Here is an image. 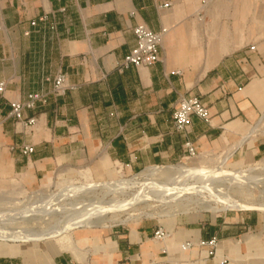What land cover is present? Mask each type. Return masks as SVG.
Returning <instances> with one entry per match:
<instances>
[{
	"label": "crops",
	"instance_id": "0c3cea01",
	"mask_svg": "<svg viewBox=\"0 0 264 264\" xmlns=\"http://www.w3.org/2000/svg\"><path fill=\"white\" fill-rule=\"evenodd\" d=\"M263 7L251 0H0V178L37 188L75 166L102 181L116 168L176 163L186 141L200 152L234 150L233 164L263 156ZM137 24L166 28L160 58L149 66L124 64ZM59 73L69 87L57 96ZM33 92L47 103L25 110L37 118L25 127L10 102ZM187 95L207 104L211 123L193 115L183 130L174 128L173 112ZM21 144L34 151L11 149ZM111 225L92 237L86 256L72 233L91 229L72 230L66 247L77 258L39 246L55 237L0 240V264H264L263 212L183 215L164 241L153 239L157 225L145 218ZM213 236L214 256L203 246L180 248Z\"/></svg>",
	"mask_w": 264,
	"mask_h": 264
},
{
	"label": "rangeland",
	"instance_id": "374dc122",
	"mask_svg": "<svg viewBox=\"0 0 264 264\" xmlns=\"http://www.w3.org/2000/svg\"><path fill=\"white\" fill-rule=\"evenodd\" d=\"M258 1L262 2L264 4V0H251V2L253 4H255ZM254 12H255V9H252L250 12V16L254 15ZM263 16H264V9H263ZM243 28L240 31V33L244 32ZM238 31L239 30H237V32ZM263 125H264V122H263ZM263 129H264V126H263ZM207 153H208L207 151L202 152L197 158H195L193 160V162L199 161L200 162L199 165H195L191 168H186V169H185V167H181V168H179L178 172L173 171L172 174H170L168 177H174L175 175H177V176H175V179L177 178V180H178V179L183 177L181 180H183V182L187 181L188 183H191V182H189L190 178H195L197 181H199V183L205 182L207 177H208L206 172H201V174L197 175V174H195V172H196L195 168H198V169L209 168V167L210 168H217V166L219 165L218 164V160L220 157L219 155H222L219 152H213L214 153L213 156L212 155L210 156ZM223 156H221V159ZM204 157L205 158L208 157V161L207 160L203 161L204 160L203 159L202 160L203 162H208L210 165H216V164H218V165L217 166H209L207 164L201 165V163H203V162L200 160ZM256 159L258 160L260 158H256ZM262 159H264V157ZM231 162H232V160H230V163ZM236 164H238V163H236ZM236 164L235 165L234 164L229 165V163H228L225 165V167L230 169V168L236 166ZM143 170L144 169H142L141 171L132 172L129 174L125 169L120 170L119 168H116L115 170L110 171V176L107 179L102 180V182H105L107 180L108 181L113 180V179L116 181L119 179L120 180L121 179H125V180L128 179V180H131L133 184H135V186H136L135 190H136V192H138L143 186L157 184L159 181L157 182L156 179L162 180L163 178L166 177L160 170L158 172H156L155 174H150V175H148L146 173L147 170H144V171ZM213 172H215V171L213 170ZM96 173H97V171H96ZM133 173H137V175L135 176V174H133ZM98 175H100V174L97 173L95 175V173H92L90 169L88 170L86 168L83 169V168L75 167V166L69 167V168L61 167L59 170H57V172H55V174L51 175L49 177V179L44 180V182H42V184L38 190H35L36 193L46 191L45 193H41L38 195L36 194V197L31 198L32 200H30L28 202L29 203L28 206L25 207L24 209H15V210H27V209L29 210L31 207H36V206L42 207V205H43V207H42V210L44 211L43 213L45 215L47 214V216H49V219L47 221H44V220H42V217L37 218L34 215H30L28 217H24V215H20L18 217H14V219L9 218L11 223L9 222L8 227L12 225L11 228L19 226L18 228L21 227V228H30V229L31 228L40 229L41 227L45 228L46 226L47 227L53 226V225L60 226L64 222L66 223V222L71 221L73 215H75L77 213H80L82 211L85 212V211L91 210L92 208L94 209L96 205L98 206V204H99L98 208H101V204L98 203L99 200L101 201L104 196H105V198L110 199V197H112V195L108 194V195L102 196V194L105 193L104 189H107L108 187L103 186L102 187V188H104L103 190H101L102 189L101 188V189L96 190V191L94 189H91V187H93L92 186L93 183L100 182L99 180H95L97 177H99ZM254 177L260 178L262 183H264V176L259 177L257 175H254ZM173 180H174V178H173ZM246 181H247V183L246 182H236V183L231 182L230 184L229 183L224 184L225 181H217L214 184H215V186L218 187L217 191H219L220 193H221V191H229L230 194H231V191H230L231 186L233 184L238 186V187L243 185L247 189L248 188H251V189L238 190L237 188L234 187V188H232V193L237 195V197H241L246 202L247 201H261V202L264 201V185H258L257 186L256 184H250L248 180H246ZM1 184H2V182H1ZM84 184L87 185L89 190H88V192L82 194V192H80V190L83 191V189H85ZM71 185H73V187H71ZM81 185H82V187H80ZM69 186L71 187L70 190L68 188ZM74 186H75V188H74ZM64 189H66V190L63 191ZM183 189L184 190H181V192L178 191V189H177L176 192L177 193L179 192L181 194L188 193L187 187L183 188ZM77 190H79V191H77ZM117 191H118V189L116 188L115 193L119 194V192L117 193ZM53 193H58L57 194L58 199L48 206L47 205V201H48L47 197H50ZM60 193H62V194H60ZM31 194H32V192L25 190L16 181H13L12 183L7 184L4 189L0 188V213L8 210L7 207L10 205V203L8 202L9 200H13L14 202H17V203H19L18 201H21V200L22 201L23 200L28 201L29 196H31ZM59 194H60V196H58ZM186 195H188V194H186ZM41 196H43V198H41ZM203 198H205L206 200H210L213 197H211L210 195H207L206 197L204 196ZM165 200L167 202H165ZM6 201H7V203H6ZM96 202H97V204H96ZM176 203L177 202H175V201H172V200L169 201V199L167 200V196H166L165 199H162V200H156V199L154 200L153 199V200H150L146 203H141L139 205L132 206V207L114 208V210H112V211H110V213H108L105 221L102 222V224H104L105 226H109L111 224L112 225H114V224L120 225V224H125L128 222H135V221H138L139 219L145 218L146 220L151 221L154 225L161 224V225H164L165 227H167L169 229H172L174 227L175 223L177 222V220H179L181 216H183V215L189 216V217L194 216L193 213L181 214L184 211H183L182 207L178 206V204H176ZM83 204L85 205V207ZM94 204H95V206H94ZM6 205H7V207H6ZM173 205H175V206H173ZM19 206H20V204L19 205L17 204L16 206H13V207H19ZM88 207L91 209H89ZM233 212H235V211H233ZM238 212H244V211H238ZM259 212L264 213V210L263 211L259 210ZM130 214H133V215L130 216ZM23 219H25L26 221L25 220L22 221ZM1 223H3V222L0 221V226H3V225H1ZM4 223H7V222H4ZM14 225H16V226H14ZM104 225L100 226L99 228L94 227V229L87 230V231L86 230H77V231L75 230L72 233V241H73L72 243L74 244V247L76 248V250H78L81 253H84V255L86 256L88 254L87 251L91 247V244H92L91 243L92 237L96 236L99 232H101L103 230L102 227H105ZM55 238H57V240ZM55 238L47 240V242L41 241V244L39 246L44 244V245L50 247L52 249V251H54L55 253H69V254H72L74 258L78 257L77 254L74 252L75 250L72 249V247L71 248L66 247L67 245L71 244V242L69 240V238H71V232L68 234H64V235L55 237Z\"/></svg>",
	"mask_w": 264,
	"mask_h": 264
},
{
	"label": "bare ground",
	"instance_id": "6f19581e",
	"mask_svg": "<svg viewBox=\"0 0 264 264\" xmlns=\"http://www.w3.org/2000/svg\"><path fill=\"white\" fill-rule=\"evenodd\" d=\"M233 153H234V150L229 151L227 154L225 153V154L219 155L220 156L219 160H218L219 165L218 164L210 165L208 162H203L206 160L208 161V157L202 158L200 161H202L203 159L204 160L202 161L203 163H201V165L207 164L209 166H217V165L218 166H217V168H210V167L209 168H200V169L195 168L196 169L195 174L199 175V174H201V172H206V174L208 175L205 182L199 183V181H198L197 184L188 183L187 181L183 182V180H181L183 177L177 180V178L175 179V176H177V175H175L174 177H168V176L170 174H172L173 171L178 172L179 168H181V167H185V169H186V168H191L195 165H199L200 164L199 161H195L196 163L193 162L194 164L190 165V166L189 165L186 166L184 164H178V165L167 166V167L162 168V169L156 168V167L145 168L144 170H147L146 173L148 175L155 174L156 172H158L160 170L166 177L163 178L162 180L156 179L157 182L159 181L157 184L143 186L138 192H136V190H135V188H136L135 184H133L132 181L128 180V179L127 180H125V179L120 180L119 179L117 181L113 179V180H109V181L107 180L105 182H102V181L95 182L92 184L93 187H91V189H94L96 191V190L101 189L103 186L108 187L107 189H104V188L101 189V190L104 189V192H105L102 194V196L108 195V194L112 195V197H110V199H107L104 196L101 201L99 200L98 203L101 204V208H98L99 204H98V206L97 205L95 206V204H94V206H95L94 209L93 208L91 209L88 207L91 210H88L85 212L82 211L80 213L73 215L72 219L70 218L71 221L68 220L69 222H66V223L64 222L60 226H55V225L48 226V227L46 226L47 228L41 227L40 229H35V228L30 229V228H21V227H20V229H18L17 227H12V228L9 227L10 229H3L4 226H0V240H3V241L42 240V239H47V238H52V237H57V236H61L64 234H68L72 230L79 229V228H89V229H92L94 227L99 228L100 226L103 225L102 222L105 221L108 213H110V211L114 210V208L132 207V206L139 205L141 203H146V202L153 200V199L154 200L155 199L156 200H162V199H165L166 196H167V200L169 199V201L172 200V201L177 202L176 204H178V206L187 207L188 206L187 203L183 202L184 199H187L188 201H190V197H192L194 194H199L202 197H204L203 193L207 192L208 195H210L213 198L210 200H206L205 198H202V199H199V202L204 203V205H206L208 207H210V202L214 201L216 203H219V202L221 204L224 203L225 205H223V206H228V207L233 208V209H261V210H264V203L263 202H254V201H247L246 202L240 198L233 197L229 191H224L223 195L220 192L216 193V192H218L217 191L218 187L215 186L214 183L217 181H225L224 184H226V183L230 184L231 182H235V183L236 182H246L247 183L246 180H248L250 184L258 185V184L262 183L260 178L254 177V175L248 176V174H247L246 177L245 176L243 177L242 170H238V169L229 170V169L225 168V164L230 162V159H231ZM221 156H223L222 159H221ZM213 170L215 172H213ZM173 178H174V180H173ZM84 185L83 186L85 187V189H83V191L80 190V192H82V194L88 192V190H89L87 185L86 184H84ZM71 187H73V185H71ZM71 187L70 186L68 187L69 190ZM80 187H82V185ZM186 187L188 188V190H187L188 193H186L188 195L176 192L177 189H178V191L181 192V190H184L183 188H186ZM74 188H75V186H74ZM116 188L118 189L117 193L119 192V194L115 193ZM65 190L66 189H64L63 191H65ZM77 191H79V190H77ZM221 192H223V191H221ZM41 193H45V192H39V193H37V195L41 194ZM62 193H60V194H62ZM57 194L58 193H53L50 197H47V199H48L47 205L48 206L58 199ZM60 194L58 196H60ZM41 198H43V196H41ZM165 202H167V201L165 200ZM96 204H97V202H96ZM173 206H175V205H173ZM42 207H43V205H42ZM42 207H40V206L31 207L32 209L30 208L29 210L28 209L27 210H15V211L9 210L6 213H2V214L0 213V221L3 223L8 222L9 218L14 219V217H18L20 215H24V217L34 215L37 218L42 217V220L47 221L49 219V216H47V214L45 215L43 213L44 211L42 210ZM84 207H85V205H84ZM133 214H130V216ZM24 220L25 219H23L22 221H24Z\"/></svg>",
	"mask_w": 264,
	"mask_h": 264
},
{
	"label": "built area",
	"instance_id": "2783aa9c",
	"mask_svg": "<svg viewBox=\"0 0 264 264\" xmlns=\"http://www.w3.org/2000/svg\"><path fill=\"white\" fill-rule=\"evenodd\" d=\"M169 2H166L163 4V6H169ZM36 21H32V24H35ZM166 31V28H163L161 31H154L152 29H150L146 24H137L134 27V33L136 36V45L132 48V50L125 56L124 58V64L125 65H134L136 67H141V66H149L155 62H157L160 58L159 56V51H158V46L161 42L162 36L164 34V32ZM251 49H255L254 45H251ZM69 87V84L67 82V77L64 73H59L53 82V93L55 95H62L65 93L66 89ZM5 91V82L4 81H0V94H3ZM38 103H42L45 104L47 103V97L40 93V92H33L30 93L28 95V97L24 100V101H20V100H13L10 102V106H11V111L10 114L13 116V118L20 124H22L25 127H30L36 124L37 122V118L34 115L31 116H27L25 114V110L27 109H34L37 107ZM196 115L198 117H200L201 119H203L204 121L211 123V115L208 109L207 104L197 95H187L181 98L177 108L174 110L173 112V126L176 130H183L188 124H190L192 116ZM264 117L260 118L259 121L261 120V128L263 129V122H264ZM11 149H18L21 153L23 154H30L34 151V146L32 144H21L19 146H11ZM202 152L198 151L197 148L193 145L192 142L190 141H186L184 143V153L182 155V157L179 159V161H177L176 163H172V164H155V165H151L148 167H156V168H165L167 166H172V165H178V164H184V165H193V160L195 158H197ZM221 154H225L226 152H220ZM208 155H214L213 152H208ZM264 157L261 156L259 157L260 159H254L251 161H247V162H241L236 164V166L232 167V168H226L229 170H242L243 173V177L247 176H253V175H257V176H264V159H262ZM229 165H233V163L228 162ZM226 163V164H228ZM225 164V165H226ZM235 165V164H234ZM147 168V167H146ZM145 169V168H144ZM121 170V169H120ZM130 174V173H129ZM135 174V176L137 175V173H133ZM134 177V176H133ZM13 181H16L18 184H20V186H22L25 190L32 192L31 196H29V200L28 201H18L14 202L13 200H9L8 202L10 203V205L7 207L8 210L1 212L2 213H6L9 210H14L15 209H24L25 207L28 206V202L30 200H32L31 198L36 197V192L35 190H38L40 188V186H38L37 188H28L24 185V183L15 177H4V178H0V188L4 189L6 187L7 184L12 183ZM191 183L197 184L198 181L195 178H191L189 180ZM2 182V184H1ZM258 185H264V183L258 184ZM257 185V186H258ZM237 188L238 190L241 189H247L245 186H236V185H232L231 186V195L235 198H240L241 197H237V195H235L234 193H232V188ZM256 187V186H255ZM253 188V187H252ZM251 189V188H248ZM247 189V190H248ZM46 192V191H44ZM216 193H219L216 192ZM221 194H224V191L221 192ZM208 193H204L203 196H207ZM203 197L199 194H194L193 197L190 198V201H187V199H184V203H187V207H182L183 211L181 214H189V213H193L194 215H200V214H214V215H221V214H225L228 212H233V211H259L261 209H233L230 208L228 206H223L225 205L224 203L221 204L216 203L214 201L210 202V207L204 205V203H200L199 199H202ZM243 201H245L244 199H242ZM254 202H261V201H254ZM264 203V201H262ZM7 203V201H6ZM26 203V204H25ZM12 204V205H11ZM19 205V207H13L16 205ZM22 207V208H21ZM193 210V211H192ZM263 211V210H261ZM13 212V211H12ZM9 222L11 223V221L9 220L7 223H1V225H3V229H10L8 224ZM16 224V223H15ZM19 224V223H18ZM111 225V226H115ZM16 226V225H14ZM19 227V226H18ZM17 227V228H18ZM20 229V228H18ZM171 235V230L167 227H165L164 225H157L154 233H153V239L156 241H164L166 240L168 237H170ZM15 242H21L20 241H15ZM218 238L216 236H213L209 239H199L197 241L194 240H189V241H184L180 243V248L182 250H186L191 248L192 246L198 245V246H203L206 247L208 249V253L209 255L214 256L217 250V246H218ZM223 261H225V258L223 259ZM178 264V263H175Z\"/></svg>",
	"mask_w": 264,
	"mask_h": 264
}]
</instances>
